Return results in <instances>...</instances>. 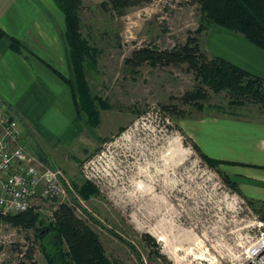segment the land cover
<instances>
[{"label":"rangeland","instance_id":"1","mask_svg":"<svg viewBox=\"0 0 264 264\" xmlns=\"http://www.w3.org/2000/svg\"><path fill=\"white\" fill-rule=\"evenodd\" d=\"M77 1L79 32L99 50L96 66L85 67L88 93L100 97L107 108H99L94 128L77 115L74 105L71 116L67 109L61 112L66 125L53 111L32 124L10 109L27 151L61 169L71 186L68 200L34 202L39 219L49 221L53 207L68 202L98 233L113 264H226L240 258L262 221L264 200L243 192V178L231 171L229 161L211 157L220 162L212 166L204 160L190 134L197 123L218 119L262 124L264 105L237 106L224 91L205 87L203 108L179 105L185 113L181 118L163 111L161 104L178 103L196 83L185 65L145 63L132 69L124 64L135 48H170L184 42L203 21L200 6L192 0H151L122 13L102 6L106 0ZM40 3L62 35L63 13L53 0ZM212 25L221 26L207 24L202 46ZM89 160L104 180L89 181L93 189L84 198L77 188L84 182L81 167ZM34 239L33 230L0 222V264H47Z\"/></svg>","mask_w":264,"mask_h":264},{"label":"trees","instance_id":"2","mask_svg":"<svg viewBox=\"0 0 264 264\" xmlns=\"http://www.w3.org/2000/svg\"><path fill=\"white\" fill-rule=\"evenodd\" d=\"M53 1L64 15L66 30L61 37L73 75L72 82L69 78L64 80L70 87L77 115L94 128L99 123V108H107V105L100 97L89 95L85 67L96 66L99 50L79 32L80 24L76 12L78 1ZM192 1L200 6L203 21L196 30L188 33L184 42L175 43L170 48L151 45L135 48L124 59V64L132 69L145 63L154 67L185 65L186 69L193 73L196 83L191 89L184 91L178 98V103L161 104L163 111L181 118L185 117V113L179 105H189L199 110L203 108V101L208 99L205 87L214 93L224 91L237 106L244 103L264 105V78L253 75L221 57L210 56L200 40L207 24L214 22L242 34L251 43L264 49V0ZM150 2L151 0H106L101 5L122 13L127 7ZM4 34L0 28V38ZM10 41L14 51H25L18 39L10 37ZM214 107L222 109L219 105ZM82 111L85 116L81 115ZM193 146L212 166L220 163L201 153L196 144ZM224 179L236 187L233 180L227 176H224ZM90 184L84 180L77 188L82 197L89 196L93 189ZM247 201L251 207L256 206L254 200ZM259 218L264 221V202L260 206ZM0 222L24 230H33L34 241L42 250L47 264H113L106 255L98 233L84 218L76 214L75 208L68 202H58L47 222L39 219L35 206L16 213H3L0 210Z\"/></svg>","mask_w":264,"mask_h":264},{"label":"crops","instance_id":"3","mask_svg":"<svg viewBox=\"0 0 264 264\" xmlns=\"http://www.w3.org/2000/svg\"><path fill=\"white\" fill-rule=\"evenodd\" d=\"M40 2L0 0V28L5 33L0 38V96L14 114L32 124L53 111L66 125L61 112L67 109L71 116L73 108L64 80L69 78V63L61 32ZM10 37L25 51H14ZM202 41L210 56L264 78V49L242 34L212 25ZM190 135L206 155L233 164L231 171L243 178L241 188L248 197L264 200V122H200Z\"/></svg>","mask_w":264,"mask_h":264},{"label":"built area","instance_id":"4","mask_svg":"<svg viewBox=\"0 0 264 264\" xmlns=\"http://www.w3.org/2000/svg\"><path fill=\"white\" fill-rule=\"evenodd\" d=\"M18 121L0 96V210L3 213L24 211L36 200H68L70 183L63 171L45 165L20 142ZM84 180L102 183L104 174L95 172L93 161L81 167ZM244 254L226 264H264V222Z\"/></svg>","mask_w":264,"mask_h":264},{"label":"bare ground","instance_id":"5","mask_svg":"<svg viewBox=\"0 0 264 264\" xmlns=\"http://www.w3.org/2000/svg\"><path fill=\"white\" fill-rule=\"evenodd\" d=\"M134 146V145H133ZM141 188H143V186H140ZM145 187V186H144ZM155 199V198H154ZM152 200V199H151Z\"/></svg>","mask_w":264,"mask_h":264}]
</instances>
